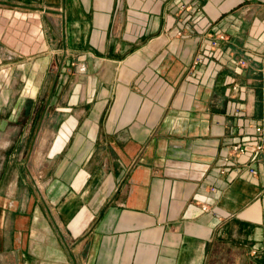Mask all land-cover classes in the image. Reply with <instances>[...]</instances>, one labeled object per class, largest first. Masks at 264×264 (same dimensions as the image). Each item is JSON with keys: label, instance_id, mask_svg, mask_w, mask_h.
<instances>
[{"label": "crops", "instance_id": "1", "mask_svg": "<svg viewBox=\"0 0 264 264\" xmlns=\"http://www.w3.org/2000/svg\"><path fill=\"white\" fill-rule=\"evenodd\" d=\"M0 52L53 75L0 264H264V0H0Z\"/></svg>", "mask_w": 264, "mask_h": 264}, {"label": "rangeland", "instance_id": "2", "mask_svg": "<svg viewBox=\"0 0 264 264\" xmlns=\"http://www.w3.org/2000/svg\"><path fill=\"white\" fill-rule=\"evenodd\" d=\"M24 28L25 25L22 29L26 35ZM10 51L13 52L12 49ZM42 66L41 59L32 60L30 55L13 56L9 52H0V146L6 147L5 154L0 150V168L3 162L18 161L24 164L28 175L32 172V164L42 161L44 155L41 150L47 138L45 123L40 121L45 106L26 102L33 94L32 87H42L53 80V75L41 72ZM46 95L43 91L41 96L44 99ZM21 147L25 150H19ZM5 168L7 172H13L12 164ZM219 254L223 256L222 252Z\"/></svg>", "mask_w": 264, "mask_h": 264}, {"label": "built area", "instance_id": "3", "mask_svg": "<svg viewBox=\"0 0 264 264\" xmlns=\"http://www.w3.org/2000/svg\"><path fill=\"white\" fill-rule=\"evenodd\" d=\"M180 8H181V10H185V7L184 6H180ZM218 40H223V37L219 36L215 41L210 42L211 48H216L217 47V41ZM199 60H200L199 57H195L194 60H193L192 67L196 66L198 64ZM238 64L240 66H245L246 65V63L244 61H239ZM261 135H262V129L260 127L254 128V130H253V136H254L255 142L252 145V151L255 154L264 156V140L262 139V136ZM234 150L238 154H244L245 153V150L243 148H240L239 146L235 147ZM248 172L250 174H253L254 173V170L252 168H249L248 169ZM252 254L253 255H256L257 254V249H253Z\"/></svg>", "mask_w": 264, "mask_h": 264}]
</instances>
